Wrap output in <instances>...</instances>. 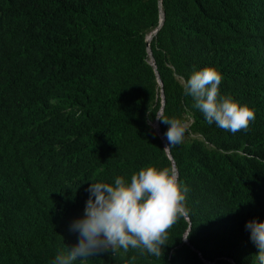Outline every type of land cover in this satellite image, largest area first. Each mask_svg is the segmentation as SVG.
<instances>
[{
    "label": "trees",
    "instance_id": "obj_1",
    "mask_svg": "<svg viewBox=\"0 0 264 264\" xmlns=\"http://www.w3.org/2000/svg\"><path fill=\"white\" fill-rule=\"evenodd\" d=\"M205 67L219 98L254 110L247 132L184 94ZM156 114L187 125L182 144L163 150ZM148 166L187 189L163 255L74 264H259L246 224L264 222V0H0V264H52L79 242L91 183Z\"/></svg>",
    "mask_w": 264,
    "mask_h": 264
},
{
    "label": "clouds",
    "instance_id": "obj_2",
    "mask_svg": "<svg viewBox=\"0 0 264 264\" xmlns=\"http://www.w3.org/2000/svg\"><path fill=\"white\" fill-rule=\"evenodd\" d=\"M222 75L212 67L193 72L183 82L184 94L194 101L193 107L201 111L209 124L235 134L247 132L255 120V112L230 97L219 98ZM156 119L169 125L164 133L166 152L182 144L187 125L177 118L156 114ZM84 216L75 220L70 228L79 233V242L66 252H58L52 264H74L98 252L138 249L141 255L160 258L162 246L167 244L168 230L180 219L188 216L185 195L173 168L158 169L148 166L131 175L130 182L117 176L114 184L91 183ZM251 240L259 249L256 259L264 264V222L255 220L246 224ZM187 239V238H185ZM133 256L128 264H132Z\"/></svg>",
    "mask_w": 264,
    "mask_h": 264
},
{
    "label": "water",
    "instance_id": "obj_3",
    "mask_svg": "<svg viewBox=\"0 0 264 264\" xmlns=\"http://www.w3.org/2000/svg\"><path fill=\"white\" fill-rule=\"evenodd\" d=\"M164 20H165V16L164 14L162 13V22H161V25L160 27L156 30V32L154 33V35H156L158 33V31L161 29L163 23H164ZM153 37H150V39L148 40V43L152 40ZM151 64L154 66V62L151 61ZM165 103V102H164ZM163 103V104H164ZM157 132L160 134V136L162 137L161 133H160V129H159V123L157 122L156 126H155ZM187 241V239H186Z\"/></svg>",
    "mask_w": 264,
    "mask_h": 264
}]
</instances>
